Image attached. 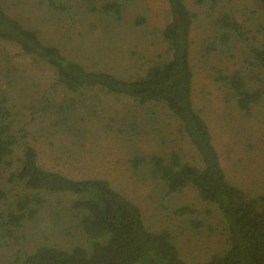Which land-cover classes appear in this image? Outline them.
Instances as JSON below:
<instances>
[{"label":"rangeland","instance_id":"rangeland-1","mask_svg":"<svg viewBox=\"0 0 264 264\" xmlns=\"http://www.w3.org/2000/svg\"><path fill=\"white\" fill-rule=\"evenodd\" d=\"M0 4L24 28L35 30L44 45L58 48L67 60L88 71L130 80L170 59L161 37L170 22L165 1L0 0ZM185 5L194 17L189 35L193 108L209 128L226 181L249 199H257L264 195V93L242 113L216 78L238 72L249 91L264 83V68L248 55L264 34L260 5L257 0H185ZM224 15L240 26V34L227 52L216 46V52L206 54ZM0 97L7 98L15 127L24 131L42 169L72 180L106 181L137 206L149 232L170 233L179 257L188 264H204L226 250L227 235L215 206L202 202L193 188L165 196L164 187L148 172L150 157L171 154L201 167L163 105L140 106L97 89L72 95L57 84L52 68L4 41H0ZM68 105L75 125L64 127L62 115L56 113ZM20 154L18 149L16 159ZM11 173L0 165V185L8 198L3 210L35 196L10 183ZM37 196L34 216L1 244L0 264H18L39 246L69 250L85 245L77 216L70 210L73 198L47 192ZM181 207L196 214L176 215Z\"/></svg>","mask_w":264,"mask_h":264},{"label":"trees","instance_id":"trees-1","mask_svg":"<svg viewBox=\"0 0 264 264\" xmlns=\"http://www.w3.org/2000/svg\"><path fill=\"white\" fill-rule=\"evenodd\" d=\"M158 1H165L169 8L170 22L163 28L161 37L170 59L150 66L142 77L123 80L86 70L79 63L67 60L58 48L44 45L35 30L24 28L1 4L0 41L16 45L23 55L52 68L57 84L72 95L97 89L107 95L134 100L140 106L163 105L178 122L201 167L182 163L177 154H171L168 158L150 157L148 172L164 187L165 196L193 188L202 202L215 206L227 235V247L204 264H264V195L249 199L247 193L226 181L209 128L193 108L189 35L194 17L185 0ZM257 1L264 26V0ZM217 24V36L205 47L206 54L216 52V46L227 52L240 34V26L229 15L221 17ZM248 55L256 66L264 68V34ZM216 80L230 91L242 113H247L264 93V83L249 91L238 72L219 74ZM69 107L57 110L56 114L62 115L61 126L75 125ZM18 149L21 154L16 159ZM0 165L12 169L10 183L35 193L32 198L21 199L15 207L3 210L1 206L8 198L0 185V246L22 222L34 216L40 192L73 198L70 210L76 214L77 228L85 239V245L69 250L39 246L24 255L18 264H188L179 257L170 233L149 232L137 206L106 181L72 180L42 169L37 164V152L26 142L24 131L15 127L14 112L5 97H0ZM174 213L196 214L188 207L178 208Z\"/></svg>","mask_w":264,"mask_h":264}]
</instances>
